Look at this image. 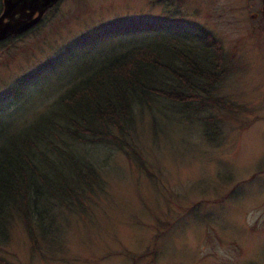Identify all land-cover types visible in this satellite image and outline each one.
Instances as JSON below:
<instances>
[{"label": "rangeland", "instance_id": "obj_1", "mask_svg": "<svg viewBox=\"0 0 264 264\" xmlns=\"http://www.w3.org/2000/svg\"><path fill=\"white\" fill-rule=\"evenodd\" d=\"M66 1L58 26L34 34L31 46L17 50L7 64L0 59V90L21 70L39 68L59 47L78 44L79 37L84 41L81 35L101 24L132 18L173 21L164 16L163 4L153 0ZM263 4L261 0L170 1L182 17L179 23L187 22L196 32L204 30L219 39L232 72L217 86L216 94L242 107L233 109L232 115L224 108L209 109L223 121L216 146L190 125L163 127L157 118L153 123L149 114L136 121L134 141L148 176L117 150L85 149L90 157L99 156L100 162L107 159L102 164L107 166L102 172L106 191L92 203L93 211L83 213V222L71 218L59 222L48 245L54 259L63 260L57 264H130L125 254L152 247L155 220L171 221L180 215L155 241L154 259L148 264H264ZM255 12L258 16L252 17ZM176 36L190 40L181 33ZM99 42L85 53L76 49L79 45L59 52L56 69L44 78L43 89L51 84L54 90L52 84L58 79L78 73L82 61L109 55L110 44ZM40 90L30 86L22 105L0 111V124L20 128L30 122L39 101L34 92ZM54 95L42 98L39 106ZM252 174V180L245 182ZM222 194L229 196L215 203ZM12 231L3 259L11 264H44L28 257L29 243L21 227Z\"/></svg>", "mask_w": 264, "mask_h": 264}, {"label": "trees", "instance_id": "obj_2", "mask_svg": "<svg viewBox=\"0 0 264 264\" xmlns=\"http://www.w3.org/2000/svg\"><path fill=\"white\" fill-rule=\"evenodd\" d=\"M167 1L151 3L163 4L164 16L173 19L169 24L163 18L101 24L82 34L84 41L79 37L78 44L59 47L39 68L21 70L7 87L3 84V112L22 105L30 86L42 90L34 92L39 101L30 122L20 128L0 124V264H11L1 253H5L15 226L24 231L31 260L44 264L63 261L54 259L48 246L59 222L84 220L83 213L93 211L92 203L106 191L102 172L107 166L102 164L107 159L100 162L99 156L90 157L85 149L106 146L117 150L136 170L150 175L134 141L136 121L146 114L163 127L176 123L193 126L212 146L219 144L223 121L209 109L224 108L232 115L233 109L242 107L216 94L217 86L232 72L229 57L216 36L196 32L187 22L186 26L179 23L178 8ZM178 33L190 40L176 36ZM99 39V44H110L109 55L82 61L78 73L61 76L52 84L55 91L50 90L51 84L43 89L44 78L56 69L59 52L78 45L76 49L84 52ZM50 95H54L51 101L40 107V100ZM227 196L222 194L214 202ZM180 216L155 220L152 247L125 254L130 264L141 259L144 264L151 262L155 241ZM69 232L64 234L65 241Z\"/></svg>", "mask_w": 264, "mask_h": 264}, {"label": "flooded vegetation", "instance_id": "obj_3", "mask_svg": "<svg viewBox=\"0 0 264 264\" xmlns=\"http://www.w3.org/2000/svg\"><path fill=\"white\" fill-rule=\"evenodd\" d=\"M261 1L264 3V0ZM66 2L0 0V59L4 60V64L14 57L17 50H27L34 34L58 26L62 6ZM263 9L264 7L261 8V13H264ZM255 16H258L257 12L252 15Z\"/></svg>", "mask_w": 264, "mask_h": 264}]
</instances>
